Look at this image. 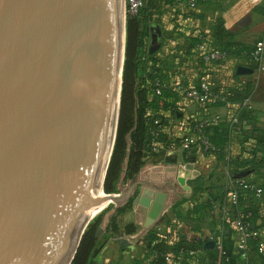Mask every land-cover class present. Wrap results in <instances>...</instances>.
Returning a JSON list of instances; mask_svg holds the SVG:
<instances>
[{"label":"water","instance_id":"obj_1","mask_svg":"<svg viewBox=\"0 0 264 264\" xmlns=\"http://www.w3.org/2000/svg\"><path fill=\"white\" fill-rule=\"evenodd\" d=\"M125 18L123 0H0V264H72L93 219L114 203L112 217L144 186L133 182L123 197L103 190ZM154 192L143 189L132 207H149ZM158 192L153 218L166 209Z\"/></svg>","mask_w":264,"mask_h":264},{"label":"trees","instance_id":"obj_2","mask_svg":"<svg viewBox=\"0 0 264 264\" xmlns=\"http://www.w3.org/2000/svg\"><path fill=\"white\" fill-rule=\"evenodd\" d=\"M153 2L154 0H144V8L140 13L136 17L128 16L126 20V49L119 119L114 149L103 186L106 194L117 192L116 185L120 181L122 174H124L126 181L134 180L147 161L159 158L164 154V150L172 140L166 139L167 137L161 133L158 142L162 144V149L158 153H151L147 149L152 140L151 132L159 127L163 129L168 120L173 117L177 118L178 102L181 99L180 94L173 87L168 86L161 90L160 96L155 95L156 80L167 83L178 82L179 85L192 87L193 89H199L202 82L201 79H196L194 86H192V81L190 82L192 77H189V70L186 69L182 70V74H188V77L178 72H175L178 76H170L169 72L166 73L161 68L162 62L165 61L169 70L171 65H169L168 61H162V58L157 57L155 54H150L148 34L150 27L156 23V17L152 12ZM197 2L198 0H196V4ZM254 12L264 14V8H255ZM212 31L210 43L204 42V39L198 36H189L188 39H184L180 49L184 61L192 62V59L196 58L197 60L195 61H198V65L201 64L200 61L203 63L202 58L198 57L194 49L198 45L206 43L211 45V51L224 53L226 59L230 55L235 54L239 59L245 60L247 64H250L247 55L252 51L254 45L244 44L238 32L226 29L220 22L214 25ZM259 40L264 42V36ZM179 66H184V64ZM250 67L252 68L251 65ZM234 78L237 80L239 76L235 75ZM209 85L215 93H218L224 99L212 105V107H226L236 104L238 110L228 122L210 124L205 127L204 131L209 137L212 149L208 153L203 154L207 156L213 155L217 157L218 161L225 160L224 149L232 140L238 144L241 153L238 158L232 161L229 160V165L232 169L224 176L222 185L204 187V179L198 178L195 181V183L199 182V185L194 187L192 196V205L196 215L205 210L208 213L213 199H220L221 201L227 199L229 193L233 191L229 182L237 179H248L253 183H258L264 193V138L254 127L252 112L248 108V101L251 98L253 89L251 82L242 83L239 87L231 89L229 87L222 88L211 85L210 83ZM160 100H162L163 104L161 107L158 104ZM167 113L169 114L168 117ZM156 119H159V125H154ZM234 120L236 122H233ZM245 126H250V129L245 130ZM232 133L236 134L235 140L231 137ZM193 156H195V151L192 152V158ZM242 172H247L248 175L242 178H235L237 174ZM259 180L261 181L259 182ZM237 192L239 208L242 209L244 214L250 213L248 221L258 230L256 222L260 221L264 225V212L260 211L262 198L260 200L255 199L253 192L247 190H238ZM200 194L205 195L203 196L205 198L204 201L201 199L203 197H200ZM131 203L132 201L130 200L111 219L109 228L112 235H116L118 230L117 216L131 208ZM232 223L233 219L225 223V227L229 230L228 233L218 235L219 248L211 250L204 249L203 243L199 240L181 241L176 242L173 246H168L165 236L155 231L150 232L146 237L148 253L145 258L156 256V258L151 260L152 263L166 264L164 261L165 254L170 250L175 254L182 252L181 264H264V256L260 255L255 248L252 249V253L246 261L239 259V256L234 251L235 230L232 227ZM98 226L97 223L89 225L72 264H94L93 258L96 253ZM215 227L216 225L214 224ZM135 230L136 228L133 225L125 227L126 234H133ZM195 251H200L203 258H200V256L189 257L188 254ZM134 264L146 263L135 261Z\"/></svg>","mask_w":264,"mask_h":264},{"label":"crops","instance_id":"obj_3","mask_svg":"<svg viewBox=\"0 0 264 264\" xmlns=\"http://www.w3.org/2000/svg\"><path fill=\"white\" fill-rule=\"evenodd\" d=\"M179 6L188 8L184 0H176ZM264 8V0H198L196 7L192 9V31L189 36L203 38L204 42H211L212 30L217 22L231 31L238 32L241 40L246 45H254L256 41L264 36V14L254 12L255 8ZM190 9V8H188ZM157 21V17L155 18ZM179 23L183 19H178ZM157 23V22H156ZM157 30L159 32H157ZM181 33L173 37L175 43L171 42L170 37H167L164 28L160 26L150 27L148 34V44L150 43L155 49V55L164 53H172L174 55H181V47L184 43L185 37ZM161 39V43L155 44ZM209 46V48H208ZM209 51L211 45L206 43L200 44L194 49V52L201 58L202 51L200 48ZM164 59L162 58V61ZM196 58L192 62H186L184 66H179L176 63L168 66L163 61L162 69L170 76H178L175 72L188 77V74H182V70H189V77H192V86L195 80L207 81L211 85L220 86L222 88L239 87L240 84L251 82L252 95L248 101V108L252 112L254 127L259 131L264 138V72L244 73L237 72L239 67L252 69L250 64L245 60L239 58L226 62L218 63H202L198 65ZM201 66V67H200ZM239 76L236 80L234 76ZM183 77V76H182ZM181 100V99H180ZM178 105L183 106V111L192 120L204 119L207 117L219 118V123L228 122L233 118L235 112L238 110L237 105L232 104L226 107H202L196 103L178 102ZM168 117V113L166 114ZM170 118V117H169ZM174 117L167 121L163 128V135L166 139L178 137L181 134V129L172 123ZM232 139L236 137L235 133L231 134ZM235 140V139H234ZM225 160H217L213 155H205L202 152L195 151V156L185 159L181 149L174 151L164 150V154L159 158L150 159L145 163L139 174L132 181H127L128 187L137 181L144 184V186H137V188L125 197L120 203L125 205L128 201L133 199L141 193L145 188L159 190L158 193L164 195L162 205L166 207L157 217L153 218L152 201L150 206L144 208L142 206L132 207L117 216V233L112 235L109 226L105 227L104 234L106 242L102 245L98 254L95 253L93 258L94 264H134L135 261L145 262L147 259L145 255L148 253L146 249V237L150 232H158L167 238L168 246H173L176 242H189L192 240L200 241L204 245V249L211 250L214 246H210L207 240L208 235L214 228L216 222L207 213V210L201 211L199 214L194 213L192 205V196L194 194V183L198 179L195 174V168L203 160L210 161L214 168L221 167V173L224 176L232 169L229 165V160L232 161L240 155V148L235 141H230L226 148ZM207 158V159H206ZM204 162V161H203ZM214 169L210 170L204 180L212 179L211 176ZM218 177V176H217ZM219 179V177L217 178ZM261 180H259L260 182ZM156 189V190H155ZM126 192V191H125ZM124 191H118L121 197L125 194ZM200 197H203L200 194ZM203 201L205 198H201ZM120 209V208H119ZM118 209V210H119ZM117 210V211H118ZM261 212H264V193L261 202ZM117 212L114 214L116 216ZM133 225L136 230L133 234H126L125 227ZM258 231L264 237V225L260 221L256 222ZM124 238L128 244L120 247L116 242L117 239ZM192 253V252H190ZM188 254L192 258L191 254ZM194 256L203 258L200 251H195ZM182 252L175 254L168 251L165 254L166 264H181ZM146 259V260H145Z\"/></svg>","mask_w":264,"mask_h":264},{"label":"built area","instance_id":"obj_4","mask_svg":"<svg viewBox=\"0 0 264 264\" xmlns=\"http://www.w3.org/2000/svg\"><path fill=\"white\" fill-rule=\"evenodd\" d=\"M184 2L190 9L196 7V0H184ZM143 8L144 0H125L124 14L125 16L136 17ZM200 50L202 51L201 58L204 63H220L226 60V55L220 51H206L202 49V47ZM247 56L253 71L258 73L264 72L263 41H256L252 51ZM167 86L173 87V89L180 94V102L185 101L186 103L191 104L193 102L202 107H212V105L217 102L224 100L218 93L213 91L207 81H202L199 89H193L192 87L179 85L178 82L167 83L165 81L156 80L155 95L160 96L161 90ZM158 104L161 107L163 105L162 100H160ZM178 107L177 118H174L172 123L181 129V134L178 137L172 138L166 150L174 151L176 149H181L185 159L190 158L194 151L199 150L202 153H208L212 149V144L204 130L207 125L218 124L219 118L215 116L192 120V116L187 115L185 111H183L182 105H178ZM233 122L236 121L234 120ZM159 124V119H156L154 125ZM249 129L250 126H245V130ZM161 133H163L161 127L156 128L151 132L152 140L147 147L151 153H158L160 149H162V144L158 142ZM229 183L231 184L233 191L229 193L227 199L224 201H221L220 199L212 200L208 214L217 224L208 235L207 240L214 243V248H219L218 235H225L228 233L229 230L225 227V223H228L233 219L232 227L235 230L234 251L239 256V259L241 261H246L254 248L260 255L264 256V237L254 228L251 222L248 221L250 213L244 214L242 209L239 208L237 201L238 190L253 192L254 197L257 200L262 198L263 190L258 186V183H253L248 179H237ZM202 195L205 196L204 194ZM190 254L194 256L195 252ZM154 258H156V256H150L147 259V264H154L151 262Z\"/></svg>","mask_w":264,"mask_h":264},{"label":"rangeland","instance_id":"obj_5","mask_svg":"<svg viewBox=\"0 0 264 264\" xmlns=\"http://www.w3.org/2000/svg\"><path fill=\"white\" fill-rule=\"evenodd\" d=\"M123 6H125V0H123ZM152 12L155 17H157V23L153 24L154 26L158 27L160 26L162 29L164 28L165 33L167 34V37H170L172 40V43H175L173 40V37L185 33L187 39L189 38V35L192 31V9H188L183 6H179V4L175 0H154L152 4ZM125 20H127L128 16H125ZM178 19H183L182 23L178 22ZM184 37L185 35L182 34ZM161 43V39L159 41H156L155 44ZM154 48L153 45L150 43L148 44V49L151 50ZM150 52V51H149ZM150 54H155V49L150 52ZM157 57L163 58L164 60L168 61L169 65H172L176 63L177 65H183L187 61H184L183 56L174 55L172 53H164L156 55ZM237 55L233 54L230 55L229 58H227L226 62L231 60H237ZM241 60V59H240ZM225 62V61H223ZM207 159V158H206ZM208 160V159H207ZM203 160L197 165V168H195V174L197 178H206L207 174L210 172V170L214 169L211 173L213 175L211 176L212 179L204 180V187L209 186H220L223 184L224 179L221 173V167L214 168L213 164H211L210 161ZM143 168V167H142ZM219 179H217L218 177ZM199 185V182L194 183V187H197ZM127 181L123 178L118 184L116 185L117 192L114 194H119L118 191H127L128 190ZM155 196H157V193L153 194V197L151 199L152 202H155ZM129 202V201H128ZM163 203V202H162ZM120 204H123L120 203ZM128 204V203H127ZM125 204L120 207L123 208ZM116 204L111 203L105 210H103L98 216H96L93 221L90 224L97 223L98 229L96 234L97 244H96V254L99 253L102 245L106 242V236L107 234H104V229L106 227V223H109L111 219L115 216H111L112 211L115 209ZM107 226V227H108Z\"/></svg>","mask_w":264,"mask_h":264}]
</instances>
